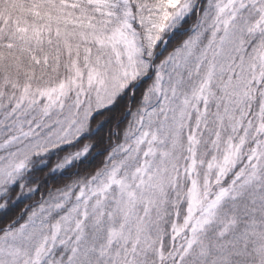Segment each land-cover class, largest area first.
I'll return each mask as SVG.
<instances>
[{"label":"snow or ice","instance_id":"6c2138e0","mask_svg":"<svg viewBox=\"0 0 264 264\" xmlns=\"http://www.w3.org/2000/svg\"><path fill=\"white\" fill-rule=\"evenodd\" d=\"M0 264H264V0H0Z\"/></svg>","mask_w":264,"mask_h":264}]
</instances>
